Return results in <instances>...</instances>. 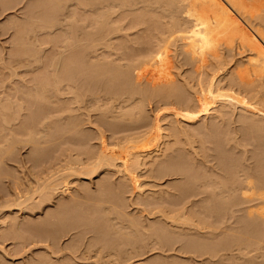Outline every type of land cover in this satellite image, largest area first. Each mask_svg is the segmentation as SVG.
Returning a JSON list of instances; mask_svg holds the SVG:
<instances>
[{"label":"rangeland","instance_id":"374dc122","mask_svg":"<svg viewBox=\"0 0 264 264\" xmlns=\"http://www.w3.org/2000/svg\"><path fill=\"white\" fill-rule=\"evenodd\" d=\"M134 1L0 0V264H264L253 44L221 31L207 50L197 0ZM237 1L264 33V0ZM152 31L166 55L131 101Z\"/></svg>","mask_w":264,"mask_h":264},{"label":"bare ground","instance_id":"6f19581e","mask_svg":"<svg viewBox=\"0 0 264 264\" xmlns=\"http://www.w3.org/2000/svg\"><path fill=\"white\" fill-rule=\"evenodd\" d=\"M59 1V0H58ZM80 3H90L92 6L94 4L100 5V6H124V5H133L137 6L139 5L140 1H134V0H75ZM202 3L203 9L205 11L201 16H198L196 21L198 25L202 28V36L204 37L206 41V48L207 50L213 49V45L215 44V35L221 31L227 32L229 30L233 31H239L243 34L244 37L249 39L254 48V54L249 58V64L258 66L261 69L264 70V33L259 30L257 27H255L251 21L247 17V11L244 7V5L237 1V0H197ZM145 5L148 6H154L151 3H147ZM194 8H190L189 14H191V11ZM195 10V9H194ZM182 16V19H181ZM179 23H182L185 19L187 20V17L181 15ZM29 22V21H27ZM140 21H133L129 25L130 28H135ZM189 22V21H188ZM21 30H27L28 23H22L19 25ZM144 30L149 29V27L143 28ZM154 30V29H153ZM151 36V34H149ZM161 35V33H159ZM158 33H154L152 31V38L154 39L152 41L151 37L147 41L143 42V44H146V47L144 48V51L146 52V59L144 58V53H137L132 52L127 57L129 63L127 64V67L129 68L126 70V74L124 77L127 78L128 81V87H127V99L131 101L140 100L141 102H144L143 99V92L138 91L135 88L134 85V78L135 70L142 69L145 64H158L157 62L159 59H163L165 57L166 52L164 51V45H161L160 43H156L155 38H158V41L160 40V36ZM158 36V37H156ZM195 45L198 47L200 46V43L198 41L194 42ZM133 47V43L132 46ZM141 49V48H140ZM22 58V57H21ZM23 59V58H22ZM187 64V62L183 63ZM129 65V66H128ZM159 65V64H158ZM160 66V65H159ZM117 69H112V72L110 73L112 76V79L118 74ZM187 110V117L194 118L196 115H198L197 111H193L196 106H188L185 107ZM198 110V109H197ZM196 112V114H195ZM186 116V115H185ZM102 133V132H101ZM103 134V133H102ZM101 134V135H102ZM222 185L224 184V181H228V177L222 178ZM246 182L249 186L253 185V180L250 178L246 179ZM65 184V183H64ZM66 186V187H65ZM67 185H64L63 189H69L67 188ZM232 202V201H231ZM47 243V242H46ZM47 247L49 244H46Z\"/></svg>","mask_w":264,"mask_h":264}]
</instances>
